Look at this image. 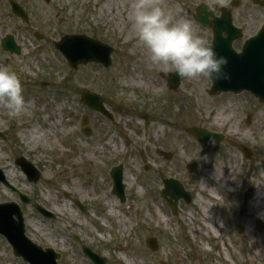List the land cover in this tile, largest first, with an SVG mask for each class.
<instances>
[{
	"label": "rangeland",
	"instance_id": "rangeland-1",
	"mask_svg": "<svg viewBox=\"0 0 264 264\" xmlns=\"http://www.w3.org/2000/svg\"><path fill=\"white\" fill-rule=\"evenodd\" d=\"M10 1L24 8L29 23L12 13ZM106 1L0 0V67L18 74L27 102L34 95V105H63L66 112L59 115L63 125L51 128L49 139L46 134L41 144L30 149L20 130L33 124L42 135L40 124L50 116L49 111L39 108L9 116L0 104V132L8 136L6 141L0 139V165L12 174L7 175V182L20 193L35 195L38 203L57 216L41 229H53V240L65 251L67 264H93L72 241L74 233L105 257L107 264H264V211L255 213L256 201L264 198V134L258 137L256 123L247 127L243 115L235 112L238 108L247 111L248 104L235 106L225 96H210L211 82L204 76L186 78L171 96L160 77L162 72L149 65L144 73L133 65L141 57L140 47L127 55V36L138 40L129 20L131 0L119 1V11L111 3L108 14ZM195 4L174 0L171 11L176 18L189 19L197 34L206 35L192 21ZM7 35L14 36L20 55L2 49L1 41ZM64 35H87L110 45L112 66L89 64L71 69L55 48ZM139 79L141 88L135 83ZM83 90L101 95L115 120L86 107L81 101ZM262 109L259 130L264 131ZM85 116L93 130L91 137L82 133ZM188 127L223 133L226 141L203 149L184 132ZM232 142L247 144L255 153L252 159L247 160ZM92 151H96L97 167L87 159ZM160 152L171 153L173 159L167 161ZM20 157L40 170L38 183H30L15 164ZM192 163L198 173L187 170ZM117 166L124 170L125 202L113 193L111 171ZM128 176L136 179L133 185ZM165 179L179 181L193 197L190 204L179 202L177 215L160 195ZM248 190L253 196L241 213ZM17 195L0 185V202L15 201ZM108 199L117 202L119 218L106 214ZM76 201L86 207V213ZM199 204L202 211L206 207L203 224L197 214ZM26 209L29 215L33 212L31 207ZM129 209L130 214H124ZM256 220L263 223L261 231ZM238 226L244 228L243 233ZM148 238L158 240L157 252L147 247Z\"/></svg>",
	"mask_w": 264,
	"mask_h": 264
},
{
	"label": "flooded vegetation",
	"instance_id": "flooded-vegetation-1",
	"mask_svg": "<svg viewBox=\"0 0 264 264\" xmlns=\"http://www.w3.org/2000/svg\"><path fill=\"white\" fill-rule=\"evenodd\" d=\"M192 1L196 3L191 13L193 23L197 25V28L203 30L201 31L206 34L212 48L217 44V39L222 41V50L226 52V56L229 58L227 59L229 66L233 65L230 63V59L233 60L232 57L236 59V57L244 55L246 50L251 52L256 51L257 45L251 41L255 40L264 29V0ZM162 2L166 8L164 0ZM171 5L172 3L169 4L170 10ZM117 6H119V4ZM173 73L175 72L160 73V77L167 82L166 90L169 91L171 96H173L171 92L178 93L177 91L181 88L182 82L186 79L182 80L176 88H171L169 77H163V75H171ZM246 74L249 75L246 76ZM227 76V87L233 88H229L231 90H227L218 95L225 96L227 99L229 98L228 100L235 104V106L240 103L248 104L247 111L240 112L241 109L237 106L238 109H235V112L243 115L244 123L247 127L251 128L256 123L258 127V130L256 129L257 131H255L256 135L264 134L263 129L259 130L261 124L259 118H262L263 115L264 95H255L247 90L252 87L260 89L264 86L260 76L256 75L255 72L253 74L251 68L235 69L232 67L228 68V66ZM208 79L211 82V89L208 91L210 92L214 87V82L209 77ZM209 95L211 96L210 93ZM101 101L106 105L107 109L112 112L108 108L105 100L101 99ZM173 102H176L174 98ZM107 117L106 118L110 121L115 120V116ZM147 118L148 116L144 117V119ZM223 135L226 141L225 134ZM7 137L5 133L0 132V139L2 141H6ZM258 137H260V135ZM238 145L239 147H233L242 154L246 153L250 156V159H252L255 153H253L250 147L245 143ZM257 151L260 152L261 149ZM0 170L5 177L6 170L3 169L1 165ZM5 182V178L4 180H0V185H4L5 187ZM10 189L18 194L15 202L19 205L20 210L19 214L8 212L6 216H0V264H67L65 251L63 250V252H61L60 250L62 249H59L58 243H55L53 240V229L50 228L47 232L41 229V225H43L44 222L54 221L57 217L39 211L37 206H40L41 203L36 201L35 195H27L25 199H27L28 202L25 203L21 199V193L16 189ZM4 203L7 202H0V204ZM27 207H31L33 210L30 215L28 214L29 212H27ZM41 207L43 206L41 205ZM69 237L70 236H68V238ZM71 239L85 256L83 248L87 245L85 244L84 238H82L80 234L74 233ZM2 242L5 243L7 247H4ZM20 246L21 248L19 249ZM5 248L8 251L7 253ZM17 248L19 249V253L24 252L27 257L31 258L32 262L28 261L25 256L18 254ZM89 248L93 251L92 247L89 246ZM5 254H7V258L3 257Z\"/></svg>",
	"mask_w": 264,
	"mask_h": 264
},
{
	"label": "clouds",
	"instance_id": "clouds-1",
	"mask_svg": "<svg viewBox=\"0 0 264 264\" xmlns=\"http://www.w3.org/2000/svg\"><path fill=\"white\" fill-rule=\"evenodd\" d=\"M129 8L131 29L157 71H174L181 80L199 76L218 79L225 75L223 67L227 59L214 51L206 35L194 31L189 19L174 17L159 0H131ZM26 103L18 74L0 67V104L9 116H18Z\"/></svg>",
	"mask_w": 264,
	"mask_h": 264
},
{
	"label": "water",
	"instance_id": "water-1",
	"mask_svg": "<svg viewBox=\"0 0 264 264\" xmlns=\"http://www.w3.org/2000/svg\"><path fill=\"white\" fill-rule=\"evenodd\" d=\"M13 13L17 16L23 18L27 21V15L23 11V9L16 3H11ZM221 42L217 39V44L213 47L214 51L219 55L223 56L226 59H229L226 56V52L222 50ZM251 42L257 45L256 51L251 52L247 51L244 55L238 56L235 58L232 57L233 60L230 59V63L233 65H224L223 73L220 78H212L214 82V92H221L231 90L233 87H227L226 81L228 80L227 76V66L235 68V69H244V68H251V72L258 76H260L262 80V84L264 83V29L259 36L252 40ZM2 47L5 51H10L11 53L20 54V48L14 42L12 36H7L2 41ZM57 49H59L63 55L66 57L67 61L69 62L70 66L73 69H77L79 65H87L92 62H96L98 64H103L105 67L111 66V53L113 49L107 45H104L98 41L92 40L85 36H65L62 38L61 42L56 44ZM229 70V69H228ZM249 74H246V76ZM169 81L172 88H175L179 85L181 78L174 74L169 77ZM247 90L251 91L255 95H264V86L260 89H255L252 87L251 89L248 88ZM239 92V91H236ZM83 102L86 103L91 108L101 111L102 113L106 114V111L103 107L101 99L98 95L90 94L85 92L83 95ZM84 124L88 123V119L85 117L83 119ZM186 132L192 134L197 138V140L202 144L203 147H206L212 144V141L219 144L222 142V137L217 134L210 133L208 131L198 129V128H189L186 129ZM84 133L89 136L91 134V130L89 128L84 129ZM166 159L170 160L171 155L167 153H161ZM21 165H23L24 170L29 174L31 178H35L37 180L38 177H35V173L29 165H27L24 161H19ZM188 169L190 171L195 172L197 170L196 165H189ZM112 177L114 181V193L119 196L122 201H125V187L123 185V169L122 167L115 168L112 172ZM166 190L163 192V197L168 202L170 207L172 208L173 213H176L177 210V203L180 199H184L187 203L192 201L191 196L189 193L185 192L182 185L178 182L173 180L165 181ZM251 197V192L247 193L246 199ZM174 201V202H173ZM7 213H16L19 214V211L15 209L13 206L11 207L8 205H4L0 207V215L6 216ZM20 216V215H19ZM259 229H261V223L259 222ZM239 231L243 233V228L239 227ZM149 248L153 251L158 250V244L155 239H149L147 241ZM21 246L19 247V249ZM17 248V251L19 250ZM19 253V252H18ZM26 257L28 261H31L30 257H27L24 252L19 253ZM87 254L91 257V259L95 262V264H106V260L103 258H99L93 256L90 252L87 251Z\"/></svg>",
	"mask_w": 264,
	"mask_h": 264
},
{
	"label": "bare ground",
	"instance_id": "bare-ground-1",
	"mask_svg": "<svg viewBox=\"0 0 264 264\" xmlns=\"http://www.w3.org/2000/svg\"><path fill=\"white\" fill-rule=\"evenodd\" d=\"M173 0H164L165 4H166V8L169 9V4L172 3ZM118 1L116 0H108L105 2V10L106 13L108 14L110 11V4L112 3V7L116 9V11H119L118 9ZM114 9V12H115ZM122 23L124 24V22L122 21ZM130 34V33H129ZM128 34V35H129ZM25 39V38H24ZM126 43H129V48H128V54H130L131 51H134L136 49H138V47L141 48L142 53H141V57L138 58L136 61L133 62V65L137 67V69L139 68V70L141 72L147 73L148 72V67L150 65L149 61L147 60V50L145 47H143V44H141V42H139L136 39H132L131 36H127V41ZM133 72L136 73V68L132 69ZM135 83L137 84L138 88H141V80H137L135 81ZM157 86H153V89H157ZM29 100L26 103V107L24 111H31L33 109H39L41 110V112H48L50 113V116H46L42 121H41V128L44 131V133L41 135L37 132L38 127H36L35 125H30L28 128L20 130V136L23 140H25L26 142V147L27 148H32L34 145L36 144H41L43 142V140L41 141V139L43 137H45V135L47 134L48 137H46L47 139H49V137L51 136L50 134V129L53 128L54 130H57L58 125H63L62 124V119L59 115H64L66 112H64L63 109V105L62 107H55L53 105L50 104V106L48 104L44 105V106H36L33 103V98L34 95H31L28 97ZM64 113V114H62ZM53 120H57L56 124H53ZM67 123H69V121H67ZM161 130V128H159L158 130L155 131V134H158V132ZM94 157H96V151H92L89 155H87V159L91 161V166L92 167H97V163L94 161ZM97 161V159H96ZM10 170L7 171V175L8 176H12V174L9 173ZM65 179V178H63ZM126 179L128 180V182L130 183V185H133V183L136 181L135 178H131L130 176L126 177ZM101 190L104 191L105 189L101 187ZM142 190V189H141ZM224 196L227 198H230V195L228 193L223 192ZM230 199L228 201H230ZM209 200H211V198L209 197ZM105 205H106V214L110 217H120V213L117 212L118 209V204L115 200L113 199H108L105 201ZM198 209L199 211L197 212V214L199 215V222H201L202 224L206 221L205 218V209L206 207H204V211H202L200 209V204L198 205ZM131 209L126 210L124 212V214H130ZM261 211H264V198H259L256 201V205H255V213L259 214ZM207 216V215H206Z\"/></svg>",
	"mask_w": 264,
	"mask_h": 264
}]
</instances>
